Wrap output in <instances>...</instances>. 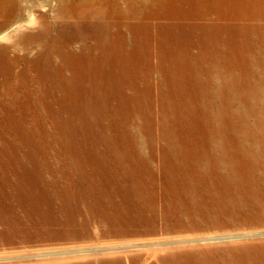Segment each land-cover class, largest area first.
Here are the masks:
<instances>
[{
    "label": "rangeland",
    "instance_id": "374dc122",
    "mask_svg": "<svg viewBox=\"0 0 264 264\" xmlns=\"http://www.w3.org/2000/svg\"><path fill=\"white\" fill-rule=\"evenodd\" d=\"M50 2L30 0V10L45 12L52 19ZM207 4L211 15L205 19H147L151 27L143 21L123 26L111 18L101 39L94 21L87 45L76 41L55 49L49 57L52 65L59 66L66 55L68 66L50 72L24 63L34 60L38 52L46 62L56 45L48 49L31 45L30 51L19 52L22 44L6 39L15 27L2 30L17 19L26 20L29 12L22 8L17 19L0 15V155L9 153L4 143L11 141L6 129L14 115L23 114L20 131L24 139L19 143L25 149L29 148L24 142L30 138L28 125L32 120H37L33 126L37 137L52 136L48 137L50 142L45 138L41 150L11 152L14 163L23 167L18 174L26 182L24 187L33 195L27 200L22 186L13 188L12 194L0 190V211L13 214L9 237L4 240L1 234L6 225L0 220V264H127L131 257L142 264L153 263L154 254L179 248L232 247L250 252L264 244V227L244 223L202 232L166 233L160 223L147 234L136 230L140 229L141 206H148L156 215L161 206V188L144 180L160 173L165 176L164 151L157 154V149L166 146L161 137L169 139V129L180 136L177 127L190 133L199 129L240 133L255 131L256 125L264 127V79L260 78V63H255L264 55L252 53L254 46L264 49V0H207ZM36 27L21 30L37 34ZM97 40L104 44L98 46ZM92 49L94 57L101 51L106 53L102 57H106V71L98 64L91 68ZM13 52L25 54L23 61L13 62ZM250 58L255 59L253 64ZM45 74L56 83H66L60 110L49 98L43 103V91L50 86ZM82 75H94L96 83ZM26 93L32 97L22 101ZM105 103L106 120L100 114L102 117L94 118L95 125H91V116L97 113L95 104L102 110ZM164 108L169 111L165 117ZM55 119L69 121L76 135L74 152L81 160L66 159L64 153H73L64 152L55 138V130L60 128ZM195 142L188 140L189 144ZM116 152L120 154L116 156ZM106 153L110 155L106 157ZM46 154L51 159L41 168V177L54 181L43 191L45 199L30 174L38 173L35 159ZM107 163L118 165L123 177H111ZM63 166L68 168L59 176L56 171ZM126 200L136 206L125 207ZM150 214H144L145 221ZM64 221L86 229L67 231ZM124 226L131 229H121ZM69 235L75 238L71 240Z\"/></svg>",
    "mask_w": 264,
    "mask_h": 264
},
{
    "label": "bare ground",
    "instance_id": "6f19581e",
    "mask_svg": "<svg viewBox=\"0 0 264 264\" xmlns=\"http://www.w3.org/2000/svg\"><path fill=\"white\" fill-rule=\"evenodd\" d=\"M24 1L26 7H21V2ZM29 1L0 0V15L5 18H15L22 8L30 14L26 20L17 19L19 17L15 18L17 20L2 30L15 27L6 35V39L22 44V50H18L19 52L30 51L31 45L36 46V48L46 47V49L56 45L48 55L46 62L44 55L38 52L34 60L25 61L24 63L30 67L37 65L38 68H48L47 72L56 70V67L65 68L68 66L66 55H64V59L59 66L52 65L53 61H50L49 57L56 48L69 43L74 44L76 41H85L83 46L87 45L88 40L91 38L88 31L92 32L94 29V26H92L94 21L97 22L95 26L98 29L99 39H101L102 33H106L104 31L106 22L111 18L120 20L123 26H125V23H141L143 21L151 27L147 19H152L153 22L156 20H194L205 19L211 15L206 8L208 6V4L206 5L207 0H49L54 12L52 19H50L45 12H32ZM24 21L29 23L24 25ZM33 25H37V34L21 30L25 26L28 29ZM130 27L135 29L136 25L130 24ZM101 41L97 40L98 46L104 44ZM90 52H93V55L89 56L91 68L98 64L99 66L102 65L104 71H106V57L105 59L102 58L103 55L106 56V53L101 51L100 56L94 57V49ZM252 53L255 56L264 55V49L254 46ZM24 57L25 54L13 52L11 60L22 62ZM253 61L255 59L250 58L252 64ZM255 63H260V65L258 64L260 78L264 79V58L257 59ZM45 75L48 77L46 80H48L50 86L43 91V98H45L43 103L51 101L52 104L58 105L57 110H60L61 104L63 105L61 91L66 88V83L64 80L61 81V84L56 83L52 76ZM92 76L85 77L82 75L84 79L96 83V77L93 78ZM103 81L106 86V75L103 76ZM28 97H32L31 93L21 96V100L25 101ZM46 98L50 100L46 101ZM22 101H18V103ZM96 107L98 106L95 104L97 113L91 116L90 124L93 126L96 121L94 118L97 116L102 117L104 115L106 120V103L102 110L100 107ZM164 109L166 110L163 113L165 117L169 114V111L166 108ZM261 115L264 117V110ZM261 115H259V118ZM36 121L32 120V123L28 125L30 138L26 139L24 144L29 148L25 149L19 143L24 139L20 131L23 128V114L14 115L13 122L9 123L6 129L12 136L11 141L6 140L4 143L5 150H9V153L0 155V190L12 194L13 188H21L22 186L27 200L32 198L33 193L26 190L27 186L24 187L26 182L21 180L18 174V170L23 167L14 163L11 152L20 150L25 153L24 150H27L26 153H28L41 150L44 148L45 138L47 142H50L48 137L52 136H45L44 134L43 137H37L35 135L33 126ZM57 124L60 125V128L55 130L58 135L55 138L59 139V144L66 149L64 152L73 153V156L64 153L66 159L81 160L82 158L74 152L76 135L69 121L65 119L63 123L57 122ZM253 127H256L255 131L243 130L240 133H227V131L218 129L211 132L208 128H206L208 130L199 129L190 133L185 131L184 127L182 129L177 127L176 132L180 130L178 132L182 134L180 136L176 135L174 130L169 129L167 134L169 139L165 135H163L165 137H161L164 141H167L166 146L157 149V154L164 151L163 155L166 160L164 166L165 176L160 173L158 176L154 175V177L144 180V183L149 186L161 188V206L158 215L148 206H141L140 221L137 224L140 229L136 230L141 234H147L156 230L157 223L162 225V230L166 233L175 231L202 232L211 230V228L225 227L228 224L231 226V224L242 225V223L264 227V127H260V129L257 125ZM189 139L196 142L189 144ZM138 142L140 143V141ZM119 154L120 152H116L115 155L118 156ZM109 155L106 153V157ZM49 159H51L50 154L35 159L36 165L40 169H38L37 174H30L34 185L39 188L41 197L45 199L47 195L43 191L50 182L54 181V178L48 182L43 181L41 177L44 172L41 168L45 166L46 161ZM67 168L68 166L58 168L56 173L61 176ZM106 171L113 178L123 177L121 168L114 163H107ZM48 173L51 176L53 175L50 171ZM225 175L227 177H224ZM140 195L144 197L145 193L141 191ZM124 206L128 208L129 206H136V204L126 200ZM146 212L151 214L149 219L145 221L144 214ZM12 215H8L6 211H0V220L6 225V229L1 234L3 240L9 237L8 223ZM71 218L74 220L73 217ZM63 224L67 231L86 229L80 226H72L68 221H64ZM174 226L175 229H172ZM121 229H131V227L124 226ZM69 237L71 240L75 238L71 235ZM20 238L22 237L20 236ZM241 250L243 251L232 249V247L214 250L179 248L161 255L154 254L152 255L153 263L146 262L142 264H264V244L257 246L255 251ZM196 256H201L203 259L197 260ZM137 262V257H131L126 261L127 264H137Z\"/></svg>",
    "mask_w": 264,
    "mask_h": 264
}]
</instances>
